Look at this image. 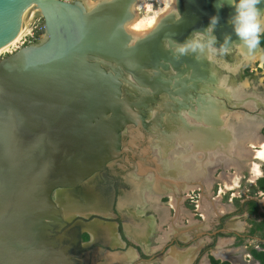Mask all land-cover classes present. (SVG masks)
<instances>
[{
  "label": "water",
  "instance_id": "95a60500",
  "mask_svg": "<svg viewBox=\"0 0 264 264\" xmlns=\"http://www.w3.org/2000/svg\"><path fill=\"white\" fill-rule=\"evenodd\" d=\"M130 1L85 12L76 1L0 0V49L41 14L42 38L48 34L0 60V264H79L52 237L55 192L126 156L123 132L139 133L143 112L161 96L187 101L206 72L196 51L175 52L179 46L197 33L215 37L218 49L243 41L235 30L239 0H176L177 16L130 44L123 29ZM170 70L177 76L168 78ZM126 75L142 97L123 95Z\"/></svg>",
  "mask_w": 264,
  "mask_h": 264
},
{
  "label": "rangeland",
  "instance_id": "374dc122",
  "mask_svg": "<svg viewBox=\"0 0 264 264\" xmlns=\"http://www.w3.org/2000/svg\"><path fill=\"white\" fill-rule=\"evenodd\" d=\"M134 2L131 0L129 6ZM165 2L137 0L134 8L138 7L139 11L133 10L130 19L135 16L137 22L145 16L147 6L153 4L155 11L162 9ZM174 3L176 10V0ZM171 14L168 12L163 16ZM42 26L44 28L41 15L31 26L33 37L31 34L26 37L28 41H33L32 45L41 41L42 37L37 32ZM261 28L259 36L264 34V16ZM124 31L130 33L128 27ZM257 45L264 55V48L259 43ZM213 48L216 51L212 55V69L217 77L216 82H194L196 88L186 93V102L180 97L169 99L167 95L161 96L157 103H152L143 112L146 122L139 133L135 126L123 132L121 144L122 148L127 149V155L108 165L112 168L118 162L124 164L127 161V173L132 180L127 177L126 184L130 188L122 196L101 202L99 199H75L64 190L55 192V201L58 192L64 194L65 200L62 204L56 201L60 210L56 230L64 227L65 221L80 216L68 219L66 209L92 206L105 217L118 218L121 215L125 235L133 241L141 240L142 245L135 243L145 252L142 260L134 249L124 248V244L118 247L111 242L110 232L114 230L116 234L117 230L115 219L94 217L85 221L87 224L81 223L89 233L88 242L97 243L104 237L107 245L114 247L109 252L107 249L100 251L99 258L102 260H98V264H166L171 251L177 259L183 258L187 264H264V160L255 159V154L261 151L255 146L264 143V61L249 63L240 58L238 63V53L234 48H224L223 52ZM8 55L3 53L0 60ZM236 64L240 66L234 68ZM227 66L233 67L232 70ZM176 74L172 70L166 72L167 77ZM221 79L225 85H216ZM123 83L124 96L133 99L142 97V91H136L131 77L126 75ZM212 85L225 90L217 92ZM211 88L212 92L209 91ZM212 107L215 114H210V117H214L215 123L203 120L208 117L203 109ZM155 119H158L159 127L153 123ZM191 122L196 125L195 135L186 140L181 136L189 133L186 125H194ZM198 127L203 136L196 130ZM157 152L163 160L170 162L167 168L162 160L159 161ZM179 160L181 168L180 173L177 172L180 176L175 178L165 174L167 169L171 170L170 165L180 163ZM161 165L164 166L163 173L159 169ZM150 169H156L157 175L170 181H163L156 175L154 178ZM144 178V182L140 183ZM148 178H151L150 184L147 183ZM90 181L92 183L93 180ZM140 184L148 188L145 197L137 192ZM55 224L51 223L52 237L56 231ZM96 225L100 226L99 229ZM112 226L114 229H109ZM148 229L150 231L145 232ZM60 238L63 239L62 236ZM131 250L135 252V258L128 260L127 255ZM257 255H263L261 260ZM176 261L173 264H177Z\"/></svg>",
  "mask_w": 264,
  "mask_h": 264
},
{
  "label": "flooded vegetation",
  "instance_id": "af4514ba",
  "mask_svg": "<svg viewBox=\"0 0 264 264\" xmlns=\"http://www.w3.org/2000/svg\"><path fill=\"white\" fill-rule=\"evenodd\" d=\"M168 78H170V77L168 76ZM210 109L212 110V108H210ZM157 157H158V159H160L159 161L161 162V157L159 155H157ZM120 163L119 162L116 163L114 165V167H112V168H110V166H107L105 173L96 174L93 177H91L89 180H87L83 185H81L77 188H74V189L64 190V191H68L71 195H73V197L75 199L83 198V199H91L93 201L96 199H99L101 202H103L104 200L105 201L115 200L116 198L122 196L124 194L125 190L130 188L129 185L126 184L127 177L129 180H132L130 177V174L127 173L128 172L127 161L124 164H122V163L120 164ZM90 180H93L92 183H90L91 182ZM129 190H131V189H129ZM139 193H142V191L140 190V192H138V194ZM131 199H134V198H131ZM56 201L58 203L62 204L65 200L61 195H59V197L58 196L56 197ZM94 204L96 205L97 203L94 202ZM98 206H99V204H97V207ZM99 207L101 208V206H99ZM89 208L94 210V208H92V206ZM101 209L103 210V208H101ZM115 210H116V212H118L117 208H115ZM102 212H106V211H102ZM118 214H119V212H118ZM87 215H89V216L88 217H84L81 215L75 216L72 220L65 221L64 227H62L60 230H56L59 223L56 222V224L57 223L58 224L57 225L55 224L56 226H55L54 230H56V231H55V234L53 236L57 240L59 246L66 248L67 254L73 260L77 261L79 264H98L97 261L102 260L99 258L100 251L107 249V251L109 252V251L114 249V247H110L107 245V242H106L104 237H101L99 239L100 241H97V243L88 242V240L90 239L89 233H86L87 231L85 230L84 227L81 226V223H86L85 221H90L94 217H99V218H103V219H107V220L108 219L109 220L115 219L116 222H114V223H116V225H117L116 226V228H117L116 234H114V230H113L114 226L109 227V229L113 230L112 232H110L111 236H112L111 242L112 243L117 242V243H119V245L124 244L125 245L124 248L130 247V248L134 249L136 251V254L139 257V259L142 260V256H145V252L142 249V247L139 246V245H142L141 240L135 239L133 241L125 235V232L123 231L124 228L122 227L123 224L121 223L122 218H123L121 215H119L118 218H109L107 216L106 217L103 216L101 213L98 214V213H91V212L88 213ZM61 217H62V215H61ZM61 221H62V219H61ZM92 224H88V225H92ZM135 224H136V222H135ZM94 225H95V223H94ZM96 226L99 229L100 226H98V225H96ZM132 226H130V227H132ZM97 228H95V229H97ZM102 229L104 230L103 227H102ZM136 229H137V227L134 228L135 231H136ZM57 233H59V234H57ZM60 236H62L63 239H61ZM144 241H145V237H144ZM135 242L139 245H137ZM116 248H118V247H116ZM120 248H123V247H120ZM131 251H133V250H131ZM133 253L135 255L134 251H133Z\"/></svg>",
  "mask_w": 264,
  "mask_h": 264
},
{
  "label": "bare ground",
  "instance_id": "6f19581e",
  "mask_svg": "<svg viewBox=\"0 0 264 264\" xmlns=\"http://www.w3.org/2000/svg\"><path fill=\"white\" fill-rule=\"evenodd\" d=\"M110 1H112V0H97V2L96 1H94V0H77V6H78V8H80V9H82L83 11H85V12H90V11H92L95 7H97V5H99V4H101V3H105V2H110ZM134 1H136V2H134L133 4L131 3V6H129V8H128V19L127 20H129V21H127V23H124V25H125V28H127L126 26L128 25H133V24H135V23H137L135 20L137 19L135 16H133L132 17V19H130V13H133V10H134V7H135V4L137 3V0H134ZM131 2V1H130ZM235 0H231L230 1V3H231V5H234L235 3ZM174 4L175 3H173V5H172V7L174 6ZM92 5H94V6H92ZM129 5H130V3H129ZM256 8H257V10H258V12H259V15H260V19H261V27H262V17L264 16V7L261 9L260 8V6L259 5H257L256 6ZM175 9V8H174ZM135 12V11H134ZM172 14L171 15H175V16H177V9H176V13L175 12H171ZM42 15V14H41ZM40 15V16H41ZM40 16L37 18V19H39L40 18ZM166 16V15H165ZM165 16H160L159 18H158V22H157V24L155 25V27H153L152 29H150V30H147V31H145V32H143V33H139V32H134V31H130V33L128 32H126L127 34H128V36L130 37V44H133V43H135L136 41H138V40H140V39H142V38H144L146 35H148L149 33H151L153 30H155L156 29V27L159 25V23H160V21L165 17ZM36 19V20H37ZM135 19V20H134ZM35 20V21H36ZM35 21H33L18 37H16L14 40H12L10 43H8L7 45H5L4 47H2L1 49H0V56L3 54V53H9L10 52V50H11V48L12 47H14L17 43H19L25 36H27V35H29V33L31 32V26H32V24H34V22ZM125 21V22H126ZM124 25H123V28H124ZM125 28H124V30H125ZM195 35V34H194ZM48 38V34L47 33H44V35H43V41H45L46 39ZM232 48H234L235 49V51L238 53V57H236L237 58V60L236 61H238V63H239V60H240V58H244L245 59V61H247V62H249L250 63V61H252V62H256V61H264V55H263V53L261 52V48L258 46V45H256V47L255 48H252V49H249L248 48V46L246 45V44H244V42L243 41H241V42H237V41H233L232 42V46H231ZM229 48V47H228ZM225 49H227V48H225ZM230 51V50H229ZM177 52V51H176ZM197 52V58H198V61H199V63H201V65H200V68H203L204 69V71L206 72V74H204V76H205V78L203 79V80H200L199 81V83H202L203 81H207V82H209V83H211V84H213L214 82H216L217 81V77L214 75V73H213V69H212V66H213V61H214V59H213V57H212V55H214V53L215 52H210L209 51V49L207 48V47H205L204 48V50L203 51H200V50H197L196 51ZM196 58V57H195ZM245 61H243V62H245ZM205 62V63H204ZM242 62V63H243ZM237 63V64H238ZM241 63V64H242ZM204 64H206L207 66H205ZM236 64V65H237ZM234 66V68H237L238 66H240V65H237V66H235V65H233ZM233 68V67H232ZM232 68L230 67V66H227V69H229V70H232ZM191 71V70H190ZM191 76V75H190ZM174 77V76H173ZM176 77V76H175ZM225 85V83H224V81L221 79V80H219V83H216V85ZM213 86V88L214 89H216L217 90V92H224V90L225 89H223V88H217V86H214V85H212ZM220 87V86H219ZM213 88H211V90L209 89V91L210 92H212V90H213ZM225 88V87H224ZM226 92V91H225ZM214 105V104H213ZM200 106V105H199ZM222 107V106H221ZM212 109H213V107H212ZM201 110V109H200ZM204 110V112L205 111H207V114H205V115H207L208 117H210V114H211V116L213 115V111L210 109V108H207V109H203ZM202 111V110H201ZM215 114V113H214ZM233 115V114H232ZM167 118V117H166ZM205 118V117H204ZM203 119V118H202ZM190 120V119H189ZM210 121H213L212 123H214L215 122V120H214V117L213 118H211L210 117ZM191 123H193V122H191ZM216 123H217V121H216ZM194 124V123H193ZM187 127H189L190 129H188V131H189V133H186V134H184V135H182L181 137L183 138V137H185V139L186 140H188V139H190L189 137L190 136H192V135H195L194 133H195V131H193V130H195V127H196V125L194 124V125H186V128ZM193 129V130H192ZM206 129V128H205ZM169 131V130H168ZM184 132V131H183ZM171 138V137H170ZM169 139V138H168ZM256 141V140H255ZM261 141V140H260ZM263 142V141H262ZM252 147V146H251ZM256 148L258 147V148H261V151H259L258 153H256L255 155V159H258V160H260V161H262V160H264V143H260V144H258V146L256 145L255 146ZM156 152V151H155ZM157 154L159 155V152H157ZM161 160L163 161V165L165 166L166 165V167L165 168H167V165H169L168 163H170L169 161H167V160H163V157L161 156ZM169 160V159H168ZM183 161V160H182ZM178 162H180V163H176V162H174V166L172 165H170V167H171V170H168L167 169V172H165V174H167L168 176H171V177H175V178H177L178 176H180L179 175V173H180V168H181V161L179 160ZM157 165H159L158 163H156ZM142 165V164H141ZM194 165V164H193ZM163 166V167H164ZM152 167V166H151ZM163 167H162V165L161 166H159V169H160V171L163 173ZM174 168V169H173ZM149 169V168H148ZM170 169V168H169ZM190 170V169H189ZM188 170V171H189ZM149 171H151V173H153V175H154V177L156 178V176L155 175H157V172H156V169H150ZM177 171H179V173L177 172ZM148 173L149 172H147V174H146V176L148 175ZM141 177V176H140ZM151 179V178H150ZM149 178L147 179L148 180V182L147 183H151V180H150ZM190 179V178H189ZM144 180L145 179H143V180H141L140 181V183H142V182H144ZM149 183V184H150ZM157 188V187H156ZM137 192H140V190L142 191V193H143V195L144 196H147L148 195V193L146 194V192H148V188H146V186H145V184H140V186H138L137 188ZM152 189V188H151ZM146 190V191H145ZM162 191H165V189L163 190L162 189ZM57 195H56V197L58 196L59 197V195H61L63 198H64V194L63 193H61V192H58V193H56ZM83 207V206H82ZM98 213L97 212V210L96 209H91V208H89V207H84V208H75V209H73V208H71V209H66V217L69 219V218H72L73 216H75V215H81V216H86L88 213ZM150 230L148 229L147 231H145V232H149ZM147 234V233H146ZM113 245H115V246H118L119 245V243H117V242H115V243H113ZM119 247V246H118ZM127 258H128V260H133L134 258H135V255H134V253H133V251H130L129 252V254L127 255ZM126 258V259H127ZM177 260V261H176ZM175 261H176V263L177 264H187L185 261H184V259L183 258H176L174 255H173V252L171 251L170 252V254H169V257L166 259V264H173V263H175Z\"/></svg>",
  "mask_w": 264,
  "mask_h": 264
},
{
  "label": "clouds",
  "instance_id": "9594fccd",
  "mask_svg": "<svg viewBox=\"0 0 264 264\" xmlns=\"http://www.w3.org/2000/svg\"><path fill=\"white\" fill-rule=\"evenodd\" d=\"M175 0H166L162 9H157L153 11L152 7L147 6V12L145 16L140 19L137 23L129 25L128 30L143 33L147 30L152 29L158 22V18L168 12H175L176 10L172 7ZM261 0H239L236 5L237 16L235 17L236 32L243 40L244 44L248 46L249 49L255 48L259 42V34L262 31L261 19L256 5L260 3ZM94 6V5H92ZM135 11H139V8H134ZM217 23V18L213 17L211 20V26L206 30L210 35L213 31V27ZM215 37L207 39L205 35L197 33L194 35L193 39L188 43L179 46L176 51L184 54L188 51H203L205 47L209 49L210 52H215L216 50L212 47ZM206 42V43H205ZM167 46V45H166ZM225 49H221V52Z\"/></svg>",
  "mask_w": 264,
  "mask_h": 264
},
{
  "label": "built area",
  "instance_id": "2783aa9c",
  "mask_svg": "<svg viewBox=\"0 0 264 264\" xmlns=\"http://www.w3.org/2000/svg\"><path fill=\"white\" fill-rule=\"evenodd\" d=\"M61 1H65V2H68V3H72V2H75V1H77V0H61ZM149 1H151V2H152V1L160 2L161 0H149ZM150 6L153 7L154 5H153V4H150ZM42 31H43V26L40 27L39 31L37 32V34L39 33V37H40V38L42 37V34H41ZM31 33H32V29H31V32L29 33V35H30ZM27 36H28V35H27ZM27 36H25V37H24L19 43H17L14 47H12L11 50H10V52H9V54H12V53L16 52V51H18L19 49H21V48H23V47H26V46L32 45L33 41H32V42L28 41V39H26ZM30 36H31V38L33 37L32 34H31Z\"/></svg>",
  "mask_w": 264,
  "mask_h": 264
},
{
  "label": "trees",
  "instance_id": "16d2710c",
  "mask_svg": "<svg viewBox=\"0 0 264 264\" xmlns=\"http://www.w3.org/2000/svg\"><path fill=\"white\" fill-rule=\"evenodd\" d=\"M263 48H264V34L263 35H261V36H259V42H258ZM252 203H254V202H252ZM255 205V204H254ZM256 206V205H255ZM255 209V208H254ZM253 212H254V210H253ZM252 211H250V213H253ZM262 230H263V233H264V227L262 228ZM262 256L263 255H257V258L259 259V260H261V258H262Z\"/></svg>",
  "mask_w": 264,
  "mask_h": 264
},
{
  "label": "crops",
  "instance_id": "0c3cea01",
  "mask_svg": "<svg viewBox=\"0 0 264 264\" xmlns=\"http://www.w3.org/2000/svg\"><path fill=\"white\" fill-rule=\"evenodd\" d=\"M155 178V177H154ZM155 181H157V179H154Z\"/></svg>",
  "mask_w": 264,
  "mask_h": 264
}]
</instances>
